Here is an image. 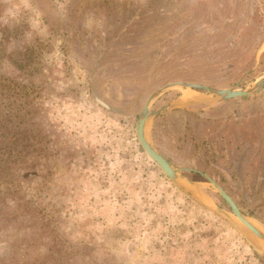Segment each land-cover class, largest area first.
I'll return each instance as SVG.
<instances>
[{
  "label": "rangeland",
  "instance_id": "1",
  "mask_svg": "<svg viewBox=\"0 0 264 264\" xmlns=\"http://www.w3.org/2000/svg\"><path fill=\"white\" fill-rule=\"evenodd\" d=\"M0 75L23 92L20 126L37 145L17 179L29 202L10 203L31 214L0 237V257L18 236L19 264H264L258 239L216 213L231 211L213 186L190 171L194 185L170 180L135 133L166 82L248 87L264 75V0H0ZM205 96L162 93L151 109L169 107L148 136L264 227V88Z\"/></svg>",
  "mask_w": 264,
  "mask_h": 264
},
{
  "label": "trees",
  "instance_id": "2",
  "mask_svg": "<svg viewBox=\"0 0 264 264\" xmlns=\"http://www.w3.org/2000/svg\"><path fill=\"white\" fill-rule=\"evenodd\" d=\"M16 66L19 69L24 68L21 63H16ZM6 80L0 75V237L9 226L16 224L19 217L31 214V211L21 213L18 207L10 203L19 201V205L22 202L26 204L29 202L19 193L17 179L22 172L34 167L37 156V145L29 139L30 129L20 126L23 115H26L28 111L22 113L23 102L18 103L17 107L14 103L21 100L20 95L23 92L17 91L18 86L15 84L11 86L10 83H5ZM6 88L11 92L4 94ZM9 98H11L10 101ZM24 207L28 208L27 205ZM21 239L18 236L14 239L11 255L5 258L0 257V264H19L18 261L25 260L27 251H22V246L26 245L25 248H27L29 244H25V241ZM15 256L19 257L17 262L16 259L11 260Z\"/></svg>",
  "mask_w": 264,
  "mask_h": 264
},
{
  "label": "water",
  "instance_id": "3",
  "mask_svg": "<svg viewBox=\"0 0 264 264\" xmlns=\"http://www.w3.org/2000/svg\"><path fill=\"white\" fill-rule=\"evenodd\" d=\"M175 87L188 88L204 92L206 94V100H226L242 96H249L259 92L261 89L264 88V75L258 78L251 86L248 87H215L207 84L185 80H173L166 82L148 94L141 108V111L138 114L135 125V133L139 143L141 144L145 152L149 155V157L158 164V166L162 169V171L170 180L177 184L180 182H187L188 184L194 185L195 183L186 178L182 174V171H192L202 175L226 201L231 211L228 212L219 206H215L216 213H218L223 218L229 220L233 224L241 226L242 228L247 230L251 235L258 239L261 247L264 248V230L261 229H264V227L247 217L238 208L232 197L214 179H212L208 174L198 169L190 167L180 168L173 165L155 148V146L151 142L148 136L149 122L153 119V117L161 114L169 107V104H164L151 109V104L162 93H164L170 88ZM258 226L261 228H259Z\"/></svg>",
  "mask_w": 264,
  "mask_h": 264
},
{
  "label": "flooded vegetation",
  "instance_id": "4",
  "mask_svg": "<svg viewBox=\"0 0 264 264\" xmlns=\"http://www.w3.org/2000/svg\"><path fill=\"white\" fill-rule=\"evenodd\" d=\"M190 172H192V171H190ZM196 173V172H195ZM212 178V177H211ZM213 179V178H212ZM237 205V204H236Z\"/></svg>",
  "mask_w": 264,
  "mask_h": 264
}]
</instances>
